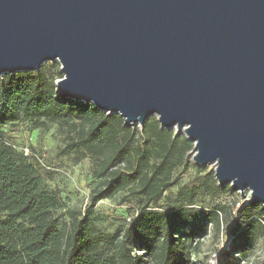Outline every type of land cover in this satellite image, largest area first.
<instances>
[{"label":"water","instance_id":"obj_1","mask_svg":"<svg viewBox=\"0 0 264 264\" xmlns=\"http://www.w3.org/2000/svg\"><path fill=\"white\" fill-rule=\"evenodd\" d=\"M55 60L59 97L156 116L264 208V0H0V75Z\"/></svg>","mask_w":264,"mask_h":264},{"label":"trees","instance_id":"obj_2","mask_svg":"<svg viewBox=\"0 0 264 264\" xmlns=\"http://www.w3.org/2000/svg\"><path fill=\"white\" fill-rule=\"evenodd\" d=\"M49 70L42 64L37 71L0 75V264H192L200 238L212 230L218 236L230 215L224 205L195 209L196 199L227 192L231 185L219 186L212 171L175 197L168 195L163 210L155 209L178 171L193 166L188 157L193 144L154 115L143 126L127 127L118 113L59 97L62 73ZM22 121L33 129L58 125L77 160H94L97 185L89 208L123 192L135 203L136 215L111 233L96 229L89 212L67 209L68 219L56 215L62 200L41 185L38 159L5 139V127ZM237 215L229 250L243 261L252 241L264 239V208L250 202ZM234 260L231 264H240Z\"/></svg>","mask_w":264,"mask_h":264},{"label":"rangeland","instance_id":"obj_3","mask_svg":"<svg viewBox=\"0 0 264 264\" xmlns=\"http://www.w3.org/2000/svg\"><path fill=\"white\" fill-rule=\"evenodd\" d=\"M43 64L50 69L51 73H54L55 69L60 71V62L57 64L53 61H45ZM137 125L140 126L138 123ZM65 135V131L58 125H52L48 129H33L29 121L5 127V139L12 143L17 152H24V149L28 148V153L38 159L37 169L41 185L48 190L55 191L60 196L62 207L56 211V215L62 219H68L67 209H77L83 214L89 212L92 214L93 225L96 229L104 233L114 232L122 224L128 222L134 214L136 215L135 203L120 192L112 198L97 201L89 208V193L97 185V180L91 175L94 160L89 156L77 160V153L66 149ZM192 156L193 150L191 149L188 153L191 161ZM192 165L187 170L178 171L176 182L164 192L165 197L154 204L155 209L166 208L168 195L175 197L179 190L200 183L212 171L214 176V163L198 165L192 161ZM197 167H204V169L199 171ZM250 200L247 188L240 194L239 191L231 188L221 194L206 193L197 197L193 208L212 209L215 205H224L230 211V215L227 216V223L223 224L224 228L218 236L212 230L200 238L197 254L191 256L192 264H231L233 259L240 264H264V239L262 237L252 241L247 257L243 261L236 251L229 250L230 228L234 227L237 222L238 210L249 204Z\"/></svg>","mask_w":264,"mask_h":264},{"label":"built area","instance_id":"obj_4","mask_svg":"<svg viewBox=\"0 0 264 264\" xmlns=\"http://www.w3.org/2000/svg\"><path fill=\"white\" fill-rule=\"evenodd\" d=\"M24 154H26V155L28 154V148L24 149Z\"/></svg>","mask_w":264,"mask_h":264}]
</instances>
